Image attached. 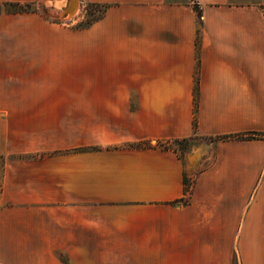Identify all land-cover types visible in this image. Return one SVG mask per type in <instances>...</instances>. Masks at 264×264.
I'll use <instances>...</instances> for the list:
<instances>
[{
	"label": "crops",
	"instance_id": "obj_1",
	"mask_svg": "<svg viewBox=\"0 0 264 264\" xmlns=\"http://www.w3.org/2000/svg\"><path fill=\"white\" fill-rule=\"evenodd\" d=\"M88 1L109 6L88 29L40 12L0 15L1 152L48 154L49 189L27 197L57 201V121L79 120L88 131L95 104L91 118L128 121L131 144L212 140L185 160L159 147L76 157L80 173L67 179L63 198L79 211L82 261L264 264V140L221 139L264 133L263 9L197 0L200 18L166 0ZM16 176L6 173L4 184Z\"/></svg>",
	"mask_w": 264,
	"mask_h": 264
},
{
	"label": "rangeland",
	"instance_id": "obj_2",
	"mask_svg": "<svg viewBox=\"0 0 264 264\" xmlns=\"http://www.w3.org/2000/svg\"><path fill=\"white\" fill-rule=\"evenodd\" d=\"M40 9L36 5L25 7L24 10L32 13L40 12L44 17L57 23L86 26L97 19L102 10L88 0H45ZM167 2L186 4L195 9L197 0H166ZM249 5H258L264 12V0H242ZM1 4L6 2H0ZM11 3V2H10ZM23 11L15 4L0 5V15ZM29 13V14H30ZM28 14V13H26ZM195 100L199 94L194 92ZM137 104H131L135 110ZM199 103L196 102L194 112H197ZM90 119L88 131L82 130L79 120L58 119L56 147L50 152L54 158L51 168L56 170L51 181L56 182L58 199L49 203L44 199H30L27 192L47 191L48 166L42 153L36 155L3 154L0 149V264H89L86 259L82 261L81 248H79L80 231L79 211L67 208L70 201L65 200L63 192L67 179L80 173L79 163L74 162L76 157L84 153L99 150H130L134 144L129 141L127 131L128 121L120 119L115 121H97L91 116L96 114V105H88ZM63 113L61 115H65ZM112 124V126H108ZM101 125V126H98ZM107 126V127H106ZM259 134L254 140H264L263 132H248ZM246 133L245 135H247ZM249 138L253 139L248 135ZM246 138V139H249ZM185 138L170 140V147L177 150L178 157L186 159L187 154L198 148L202 143L211 142L209 137L195 135L189 141ZM167 142V141H164ZM131 144V145H130ZM140 145L160 147L158 141H143ZM136 145V144H135ZM142 146V147H143ZM37 160L33 167L30 163ZM48 164V163H47ZM9 173L16 176L14 182L4 184V176ZM187 176L189 189L192 185L191 173ZM34 182V183H33ZM40 182V184H39ZM46 183V185H44ZM54 187V186H53ZM52 187V188H53ZM9 191L8 197L3 196L4 189ZM10 198V199H8ZM232 264H241L234 257Z\"/></svg>",
	"mask_w": 264,
	"mask_h": 264
},
{
	"label": "trees",
	"instance_id": "obj_3",
	"mask_svg": "<svg viewBox=\"0 0 264 264\" xmlns=\"http://www.w3.org/2000/svg\"><path fill=\"white\" fill-rule=\"evenodd\" d=\"M6 4H15V5L23 8V11H15L12 14H26V13H30L28 11H25L24 8L25 7H32V6L36 5L35 3L22 4V3H18V2H11V3L10 2H6V3H3V4L0 3V5H6ZM96 5L97 6H101L102 8H104V10H102V12H101V15L97 19H95L94 22H92V23H90V24H88L86 26L81 25V26L77 27L78 29H88V28H90L93 24H95L98 20H100L104 16V14L106 13V11H107V9L109 7L107 5H104V6L99 5V4H96ZM195 9L197 10V12H198V14H199V16L201 18L202 17V13L200 11L199 5L195 4ZM36 12L37 11L34 10L32 13H36ZM197 127H198V123H197V118L195 116V119H194V128L197 130ZM248 135L251 136L253 139L249 138ZM258 135L259 134H257V133H248L247 135H230V136H224L221 139H226V140H229V139H235V140H254V138L257 137ZM192 138L193 137H191V138H185L184 141H189ZM246 138H249V139H246ZM176 141H178V139ZM169 143H170V140L167 141V142H159V144H160V147L159 148H161V150H170V149L173 150L170 147ZM143 145H140V144L135 145L134 144L132 147H137V148H141V149L142 148L143 149H154V148H157V147H153L152 145H147V146H143ZM174 151L177 152L176 149H174ZM184 181H185V185L187 186V184H188L187 176H185ZM178 203L186 204L187 201L180 200V201L174 202V204H178Z\"/></svg>",
	"mask_w": 264,
	"mask_h": 264
}]
</instances>
